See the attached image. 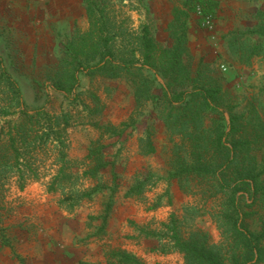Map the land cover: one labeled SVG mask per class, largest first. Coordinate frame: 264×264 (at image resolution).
Listing matches in <instances>:
<instances>
[{
	"label": "rangeland",
	"instance_id": "1",
	"mask_svg": "<svg viewBox=\"0 0 264 264\" xmlns=\"http://www.w3.org/2000/svg\"><path fill=\"white\" fill-rule=\"evenodd\" d=\"M167 1L174 9L184 7V0ZM103 2L108 29L115 34V50L134 48L142 24L149 26L157 42H169L160 30L154 29L158 18L152 10L160 0ZM226 3L227 10L222 14L216 10L213 31L202 28L196 20L188 39V63L195 70L201 59L220 76L235 111L244 114L246 134L256 138L260 146L254 154L263 164L264 131L257 121L250 120V113L256 112L264 130V58L262 54L251 55L247 48L242 53H232L224 36L234 31L239 42L246 41V47L260 44L264 51V36L245 31L264 24L257 14L264 9V0ZM47 4L48 0H0V56L4 67L17 82L27 110L31 113L42 109L46 113L32 128H41L51 120L56 130L42 142L32 139L34 132L30 130L19 169L16 165L0 169V229L7 238H28V252L45 253L46 264L61 263L60 252L64 257L71 254L65 259L71 264H108L110 253L117 249L134 253L146 264H184L181 253L170 251L167 239L147 234L165 230L163 224L172 214L183 237L200 229L209 234L212 242L220 243L223 236L212 214L218 211L224 197H203L204 188L214 191L207 184L198 186L191 181L183 191L176 179H168L174 152L186 157L189 143L180 135H168L163 122L156 119L157 109L151 101L136 105L127 77L107 79L80 73L75 100L48 85L47 76L60 55L61 40L75 29L82 32L88 27L83 30L76 25L77 19L57 11L49 13ZM259 29L264 31V25ZM158 82L164 80L159 77ZM155 92H161L159 85ZM17 116H0V130L3 127L6 132L5 120ZM148 124L153 129L155 152L142 154L138 138ZM96 141L106 145L103 152L110 165L94 178L83 174V170L92 164L87 154ZM61 166L67 176L58 181L55 176ZM20 174L23 179H19ZM145 175L151 179L142 193L125 196L128 188ZM57 181L56 188L50 189V183ZM21 182L23 188L19 187ZM97 184L102 187L99 192L90 198L78 197ZM114 187L116 191L111 195L110 188ZM109 197L114 202L108 219L111 229L101 237L92 236ZM252 198L248 204L241 202L242 220L252 233L264 235V195ZM159 199L161 204L153 207ZM228 248L224 245L221 250L224 256H228Z\"/></svg>",
	"mask_w": 264,
	"mask_h": 264
},
{
	"label": "trees",
	"instance_id": "2",
	"mask_svg": "<svg viewBox=\"0 0 264 264\" xmlns=\"http://www.w3.org/2000/svg\"><path fill=\"white\" fill-rule=\"evenodd\" d=\"M82 4L88 28L82 32L75 29L61 40L60 55L47 76L48 85L66 98L75 100L80 73L101 75L107 79L127 77L136 105L151 101L157 109L155 117L163 122L168 135H180L189 143L188 158L174 152L167 172L168 179H176L183 191L187 190L191 181L198 186L207 184L214 191L204 188L203 197H224L218 211L212 214L223 236L220 243L212 242L209 234L200 229L183 237L173 214L163 224L165 230H152L147 234L167 239L171 243L170 251L181 253L184 264H264V235L252 233L245 226L241 213V202L248 204L247 201L253 196L264 195V162L260 164L254 154V150L260 146H257L256 138L246 134V123H242L244 114L235 111L220 76L212 70L211 65L200 59L195 70H192L188 63V18L195 11L191 0H184V7L172 10L173 17L167 25L168 43L157 42L149 26L142 24L136 46L118 51L112 45L115 34L108 29L103 0H82ZM197 4L203 12L215 16L216 1L197 0ZM257 14L264 19V9L257 11ZM263 25L260 23L245 31L264 36V31L259 29ZM236 34L230 31L224 36L225 45L232 53H242L247 48L251 55L262 54L264 58L260 44H248L246 47V41L239 42ZM4 66L0 56V89H5L2 91L5 97H0V116H18L5 120L8 124L6 132L3 127L0 130V169L15 165L19 169L30 130L34 132L32 139L38 142L45 141L56 130L51 120L41 128H32L36 123L39 125L38 119L46 116V113L42 109H35L31 113L27 110L17 82ZM159 77L164 83L158 82ZM157 85L160 93L155 92ZM255 113H250V120L257 121V126L264 131L262 120ZM152 134L153 129L148 124L138 138L140 153L155 152ZM105 147L98 141L91 143L87 158L92 164L83 170V174L97 178L100 170L110 165L103 152ZM63 170L62 166L57 170L56 180L67 176ZM19 179H23L21 174ZM150 179L151 176L145 175L140 182H134L125 196L142 193ZM58 181L50 183L49 188L55 189ZM23 183H20V188H23ZM101 189L97 184L78 197L90 198ZM110 189L113 195L116 188ZM206 193H209L207 197ZM113 204L109 197L98 216L100 223L93 226L92 236L101 237L106 233ZM160 204L159 199L153 207L157 208ZM95 218L98 219L97 216ZM0 238L2 243L7 244L3 229H0ZM224 245L229 247L228 256L221 251ZM110 258L108 264H146L134 253L122 249L112 251ZM79 264L87 263L81 261Z\"/></svg>",
	"mask_w": 264,
	"mask_h": 264
},
{
	"label": "crops",
	"instance_id": "3",
	"mask_svg": "<svg viewBox=\"0 0 264 264\" xmlns=\"http://www.w3.org/2000/svg\"><path fill=\"white\" fill-rule=\"evenodd\" d=\"M214 1H216L217 3L216 10H218V13L227 10L224 8L227 5L226 1L228 0H214ZM194 2L195 0H191L193 6H194ZM172 10H174V8L172 7V5L169 4L167 0H160L158 6L156 4V6L153 7L152 10L154 11L155 18H158L157 19L158 21L156 22L154 29L156 28L157 30H160L162 35H164V38L168 37L167 25L173 17ZM47 11L49 13L50 11L51 13L57 11L56 13L64 14L65 17L70 16V18L72 19H77L76 25L82 26L83 30H85L88 27L87 16L85 13L84 6L82 4V0H48ZM229 13H231V9L228 10V14H224V15L226 17H229L230 15ZM196 20H198L199 22V16L195 10L189 14V18H188V31H187L188 39L191 37V34L195 30ZM64 25L62 24V26ZM222 29L225 28L223 27ZM262 73H264V71H262ZM108 222H107L106 233L111 229V227L109 228ZM6 241L7 244H4L2 243V240L0 238V264H46L44 262H47L48 259L45 253L39 252L37 256L32 252L31 253L28 252V245H27L28 238H6ZM59 256H60L59 257L60 260L63 259L61 263L57 262L59 261L58 258H55L57 260V261L55 260L57 263L53 261L52 262L55 264H71L65 262V259H68L71 256V254L68 253V255L64 257L63 254L60 252Z\"/></svg>",
	"mask_w": 264,
	"mask_h": 264
},
{
	"label": "built area",
	"instance_id": "4",
	"mask_svg": "<svg viewBox=\"0 0 264 264\" xmlns=\"http://www.w3.org/2000/svg\"><path fill=\"white\" fill-rule=\"evenodd\" d=\"M194 6H195L194 10H196V13L199 16V25L204 29L213 31L215 28V16L203 12L202 7L199 4H197V0H195Z\"/></svg>",
	"mask_w": 264,
	"mask_h": 264
}]
</instances>
